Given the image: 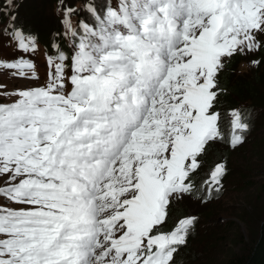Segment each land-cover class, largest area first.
I'll return each instance as SVG.
<instances>
[{"label": "snow or ice", "instance_id": "obj_1", "mask_svg": "<svg viewBox=\"0 0 264 264\" xmlns=\"http://www.w3.org/2000/svg\"><path fill=\"white\" fill-rule=\"evenodd\" d=\"M5 3L4 34L35 53L36 36ZM56 11L70 50L52 43L43 85L0 92L16 97L0 103V264H171L197 218L159 226L172 201L221 192L224 164L207 188L191 174L221 137L217 73L264 48V0H118L102 12L86 3L91 19L78 28L77 9L58 0ZM0 69L39 82L31 60ZM230 115L235 148L252 114Z\"/></svg>", "mask_w": 264, "mask_h": 264}, {"label": "rangeland", "instance_id": "obj_2", "mask_svg": "<svg viewBox=\"0 0 264 264\" xmlns=\"http://www.w3.org/2000/svg\"><path fill=\"white\" fill-rule=\"evenodd\" d=\"M28 1L24 0L14 9H7L11 15L16 16V21H25L26 16L21 18V15H23L22 10L26 9V6L23 4H28ZM49 1L50 0H30L29 4L31 3L33 5L29 6L27 13H31L39 19H46L47 22L52 21L54 25H58L60 22L59 29L63 32L64 30L61 22L62 12H60L59 21L56 18L57 8L55 3H49ZM85 2L86 0H66V3L70 7L78 10L76 14L71 16V23L74 28L76 27V20L80 19L81 15L91 19L84 11ZM3 8H6V4ZM0 14H2V10H0ZM77 16L78 18L76 19ZM38 18L36 19L37 21ZM9 21L10 17L6 14L3 20H0V26ZM47 22L44 21L41 25L38 22L37 27L26 26V22L21 24L26 26L27 30L31 28L39 34L41 29L48 26ZM261 41L264 42V39ZM263 53L264 51L258 55L262 57ZM239 57H241L242 61L238 64L237 72L247 75V69L252 66L250 62L253 61L250 59H255L256 56H254V53H247L239 54ZM244 58L248 59V61L244 60ZM0 84L4 85L3 88H0V92H11L17 89L42 85L41 82L34 80H28L18 76L13 77L3 70H0ZM15 99L16 97L0 96V103H12ZM253 118L254 120H258L256 130L259 134L261 131H264V111ZM228 119L231 124L232 117L230 113ZM250 138L249 135L245 136L244 142L236 146V149L230 146L229 148L217 146L210 150L211 153H215L218 157L221 156V160L226 169L221 179L222 189L219 198L211 199L205 203L186 194L181 199L174 200L170 203L171 207L167 219L171 218L174 213L173 209L176 207H180L184 210V218L190 217V215L198 216L195 222L196 229L194 233L196 234L194 236L199 235L198 251H201L200 249L203 247L205 250L196 255L193 264H205L210 262L217 254L216 251L219 252V250L223 252L221 253L223 257L229 256V253L230 255L241 253L245 249V243H247L249 238L256 232L259 218H261L264 212V186H261V184L264 185V156H259L256 152L257 150L264 152V144H261V146L260 143L256 144L257 136L253 141ZM211 143L213 144L216 142ZM197 159L201 160V154ZM215 167L216 165L208 172V181ZM180 220H178L175 226L167 232L174 230L178 226ZM193 237H191L190 240ZM195 244L196 242H194L193 246ZM212 244L216 247L209 250L208 247ZM214 248L215 251L213 250Z\"/></svg>", "mask_w": 264, "mask_h": 264}, {"label": "trees", "instance_id": "obj_3", "mask_svg": "<svg viewBox=\"0 0 264 264\" xmlns=\"http://www.w3.org/2000/svg\"><path fill=\"white\" fill-rule=\"evenodd\" d=\"M23 1L24 0H13V9L19 6L20 3ZM57 1L58 0H50L49 3L54 2L58 5ZM86 3H90V0H86L85 4ZM4 4H6L5 0H1L0 5L3 6ZM28 4H23L24 6H26V9L22 10L23 15H21V18H23L24 16H26V18L25 21H22L21 23L26 22V26L37 27L38 22L40 25L44 21L47 22L46 19H39L35 15L27 13L29 6L33 5L31 3L29 5ZM64 5L68 6L66 0H64ZM5 15V12L2 11V14H0V19H3ZM86 15L89 16L87 12ZM37 18L38 21L36 20ZM47 24L48 26L41 29V31L37 29L39 31L38 38L42 39L40 41L43 44H47L51 40H55V42L59 44L61 48L65 49L61 38L59 37V35H57L59 34L57 30L58 25H54V22L52 21H48ZM30 30L32 29L30 28ZM261 43L264 44V42L262 41ZM262 51H264V48H261L260 50L254 53V56H256L255 59H250L259 60L260 63L255 66H250L247 69V75H243L237 72L238 64L242 61L241 57H239V54L234 55L228 60H225L224 67L217 73V87L219 91L217 99L215 101V110L220 113V119L218 120V128L221 133V137L214 141H209L205 145L204 151L201 153V160H198L199 167L195 170V172L191 174L192 182L197 187L203 186V188H207L208 185L204 182L208 181V172L212 168H214L215 165L221 163L223 164L221 156L218 157L215 153H211L210 150L217 146H224L225 148H229V146L231 147L228 141L230 139L232 129L228 119V115L233 109H238L242 112H251L252 119L250 122V130L246 132L245 136L249 135L252 141L257 136L258 138L256 140V144L260 143V146L261 144H264V131H261L258 134L256 130L258 120H254L253 118L260 114V112L264 111V53L262 54V57L258 55ZM244 60L248 61V59L245 58ZM211 142L216 143L212 144ZM256 153L259 156H264V152L257 150ZM261 186L264 185L261 184ZM220 196L221 193H219L218 196H214V198L212 199H217ZM170 207L171 205H169L168 207V213L165 222L161 226H159L164 232L169 231L175 226L178 220L185 217L183 214L184 210H182V208L180 207H176L175 209H173L174 213L172 214L171 218L167 219ZM190 216L198 218L197 215ZM195 226L196 223L191 234L187 237L186 245L180 246L178 248V251L174 253V258L171 264H193L196 255L205 250L204 247L200 249L201 251H198L197 249L199 235L194 236L196 234L194 233L196 229ZM191 237L193 238L190 240ZM194 242H196V246L194 245L196 248L193 246ZM213 247L216 246L212 244L208 247V249L210 250ZM213 250L215 251V248ZM216 253L217 254L214 256V258H212L210 262L205 264H264V212L261 218H259L255 234L249 238V241L247 243H245V249L241 253H234L231 255L229 253V256L226 257L222 256L221 253L223 252L221 250H219V252L216 251Z\"/></svg>", "mask_w": 264, "mask_h": 264}]
</instances>
